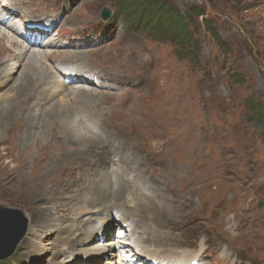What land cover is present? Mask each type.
<instances>
[{
    "label": "rangeland",
    "instance_id": "obj_1",
    "mask_svg": "<svg viewBox=\"0 0 264 264\" xmlns=\"http://www.w3.org/2000/svg\"><path fill=\"white\" fill-rule=\"evenodd\" d=\"M162 1L183 14L192 7L202 8L213 31L208 30L205 19H195L191 42L181 48L173 41L138 32L125 22L113 0H0L9 7L0 18L13 23L18 34L9 35L16 42L26 38L38 43L35 34L23 31L26 20L48 31L44 44L33 48L53 55L40 64L45 78L59 80L52 68L58 65L61 69L63 59L80 69L82 80L91 73L88 85L72 82L67 87L92 93L79 104L87 111L83 117H89L91 127L79 129L99 143L98 152L89 153L86 140L79 143L62 134L61 143L51 147L55 143L46 133L51 126H45L40 138L48 145L39 149L32 140L34 149L23 154L22 116L44 84L40 76L17 110L18 118L0 125V206L19 209L29 220L25 238L12 257L0 264L84 261V253L96 249L102 238L86 244L79 239L82 243L70 252L64 235L56 229L69 226L82 237L79 227L89 224L101 208L90 202L103 181L110 188L125 187L122 197L108 199L107 204L112 205L109 214L117 221L107 223V240L118 227L131 223L138 232L136 238L146 237L148 229L156 237L146 245L148 251L173 249L176 256H197L200 264H264V0ZM105 8L113 12L107 23L101 19ZM161 30L165 37L166 30ZM213 32L219 34L224 47ZM25 48H4L0 69L16 61L21 66L8 87L0 89V96L11 97L26 70L21 55L28 51ZM16 54L20 57L13 58ZM66 94L63 91L54 101ZM10 135L13 137L6 140ZM38 154H50V158L55 154V158L47 162L50 178L35 200L27 198V181L43 171L35 160ZM26 155L31 156L29 162L17 165V159ZM19 169L33 174L18 177ZM141 191L156 201L154 209H145ZM44 194L47 199L38 202ZM50 212L56 226L38 233L40 246L33 250L37 233L30 236L31 228L37 232L34 226H43L38 227ZM148 215L156 218L157 227L151 226ZM96 216L94 226L108 219L104 214ZM170 220L172 225L166 223ZM170 233L176 241L169 240ZM107 259L106 254L90 264H106Z\"/></svg>",
    "mask_w": 264,
    "mask_h": 264
},
{
    "label": "bare ground",
    "instance_id": "obj_2",
    "mask_svg": "<svg viewBox=\"0 0 264 264\" xmlns=\"http://www.w3.org/2000/svg\"><path fill=\"white\" fill-rule=\"evenodd\" d=\"M12 5L15 8H18L14 4H12ZM6 8H9L8 5H6V4L1 5L0 4V13L5 14L6 12H8L9 9H6ZM15 14L16 13H14V15ZM8 20L9 19H6V18H4V19L0 18V26H3L4 28H6V30L4 28H3L4 29L3 30L0 27V58L4 54V48L7 45H9V46L21 45V47L25 48V44H26L27 47L25 49H28V51L27 52L22 51L23 54H21V55L25 58V62H23V63L26 64V70L21 72L19 78L17 77L18 79L16 81L17 83L15 84L14 91L10 88V90H12L14 93L12 94V96L10 95L11 97H4V95L0 96V102L3 104V105L0 104V125H7L12 120L14 121L15 118H18L17 117L18 116L17 110H20V108H21L20 106H23L24 101L26 99L27 91H30L32 89L35 81H37L39 79V77L41 76L43 78L44 84H42L41 88L35 94L36 97L34 100V104H31V106L29 105V108H27V110L25 108L26 112L22 116L23 117V124L25 125V130H24L23 134H21L22 135L21 145L23 146L22 148L24 150L23 154H26L28 151L30 152V149L33 148V145L31 144L32 140H34V142L36 143L37 148H39L40 145L41 146H44L45 144L48 145L47 142L45 143L44 138H40L41 135L44 133V130L46 129L45 126H48V127L51 126L50 131L46 132L47 134L50 133L49 136L52 139V141L55 143V144L51 145V147L56 145V143H61L62 138H63L62 134H67L69 139H71V140L75 139L74 141H77L79 143L85 142V140H86L87 145H86L85 150H87V152H89V153L90 152L97 153L98 148H99V143H97V141L95 139H92L90 136H88L87 133H84L81 129H79L80 126L83 128L89 126V121H87L89 117H87V116L83 117L84 114L87 115V111L81 110V108L79 106L80 101L82 98L92 96V93L89 92L88 90H85V89L80 88V87L79 88L72 87L70 89H68V87H67V85L72 84V82L79 84V85H82V86L88 85L89 82L92 81L90 79V77H92L91 73H89L88 75H85L83 77L85 79L82 80L80 69L77 67H70L69 66V64H71L70 62H68V63L64 62V61H69V60L63 59L62 62L59 63V66L61 67V69L58 67V65H55L52 68L54 70L55 74L58 75L59 80H57L55 82H50L52 78L51 77L45 78V76L42 75L43 70H41L40 64H42V62L45 58L47 60V59H49L50 56H53V55H50L47 52H40V51L37 53L33 49L36 47L39 48L41 45L44 44V41L42 40L43 38L38 40L37 35H39V37L45 36L48 34V31L45 29V27H43L41 29H38V28L33 29V28L24 27L23 30H25L27 33H32V32L35 33V35H36L35 39L38 40V43L36 42V43L32 44L26 38H24V40H25L24 42L18 43V42H16L17 40L15 39L14 36L9 35V33L11 34L12 32L15 33V35H16L17 32H16L15 28L12 27L13 23H10ZM26 21L28 22V20H26ZM26 23H24V24H26ZM56 36H58V35H56ZM48 46L53 47V44L48 43ZM22 50H24V49H22ZM13 54H15V53H13ZM16 57L19 58L20 55L16 54V56L14 55L13 58H16ZM63 57L61 55V58H63ZM78 58H76L73 62L77 63L75 61ZM20 66H21V64H18V62L16 61L13 65H9V66L6 65V66H4V68H2V70L0 69V71H1V73H0V89L1 90L3 88H7L8 85L12 82V80L15 79L16 74H18V72H19L18 68ZM63 91H67V94H66L67 96L59 99L58 101H54L56 99V97L59 94H61ZM52 101H54V102L51 103ZM47 104H49V105L47 106V108L45 107L46 108L45 109L44 106H46ZM80 115H82L81 119L79 118V117H81ZM19 119H21V118H19ZM49 120H52V121L49 122ZM89 127H91V126H89ZM9 130H11V129L8 128L7 131H9ZM55 130L60 131V135L55 134ZM81 133L85 134L86 138H83L82 137L83 134H81ZM11 134H12V132H11ZM76 134H79L83 139L80 136H77ZM12 137L13 136L10 135L9 137H7L6 140L11 139ZM87 139H90V140L88 141ZM1 140L2 139H0V141ZM6 140H4V141H6ZM0 143L3 144V140ZM47 145L44 147V149L48 148ZM44 149H42V150H44ZM26 156H27V158L22 157V156H21V158H18L17 159L18 160L17 165L20 164L21 162H24V161L29 162V158L31 156H29V155H26ZM42 157H44L45 160H42L41 159ZM54 158H55V154H52L51 158H50V154H38V156L35 158L36 162H39V164H41L40 168H42L43 171L40 174L37 173V174H39V176L34 178L35 181H34L33 177H32V179L27 181V185L29 186V191H27V194H29V195L27 198L33 199V198H35V196H38V192H39L40 188H42V186H44L45 181L50 176V171H49L48 175L46 173L48 170H51L50 169V162ZM40 160H42L43 162L41 161L42 163H40ZM48 160H50V162L47 164ZM55 161H56V159H55ZM36 170L39 171L38 169H35L34 172H37ZM32 174H33V172L28 174V173H24V171L22 169H19L18 177H24L26 175L30 176ZM158 185H159V182H158ZM79 187H81V189L87 188L83 185H79ZM91 187H92V185H91ZM110 187L111 186L106 185L105 181H103V182H99V185L97 186L96 190H94V192H93V198L94 199L90 203H92V204L98 203V206H100L101 208H99L96 212H94V214L89 219V220H91V222H89V224H84V225H81L79 227V231H80V234L82 237H78L77 235H75L73 233L74 229L69 227V226L62 227L61 225H58L59 229H56V231L60 235H64L66 244L68 245V247H69L68 249L70 252L73 250V248H75L78 245V243L83 242L84 244H86V243L92 241L94 238H100V237L102 238V241H99L97 243V245H95L96 249H94L93 251H89L87 253H84L83 259H85V260L81 261L80 264H90L94 261H97L99 258H104V255H106V254L108 257V259L105 261L106 264H124L123 262L125 261L126 257L124 259H122L123 256H121V255L119 256V253H125L126 252V254H127L129 251H133V253H135L136 256L142 257V258L136 259L139 262L144 260L143 262L149 263V264L150 263H153V264H164V263L190 264L188 262H192L197 257V256H194L192 254H187V255H183V256L182 255L176 256L177 252L173 249H167V251H165V253H163L162 251H158V250L148 251L146 249V245L149 243V241H151V242L156 241V239H155L156 237H154L153 235L148 233V232H150V230L148 229L146 234H145L146 237L136 238V233H138V232L136 231L135 226H132L131 224H129L128 226H125L124 230H123V234H125V232H126L127 235L131 237V239L128 242L127 241L124 242V241H121L118 239L116 241L113 239L107 240L109 238L106 237V235L110 234V229H108L109 227H107V223L110 221V219L117 221V218L115 215H113L112 213L109 214L110 208H112V205L110 206L107 204L108 199H109V197L110 198L122 197V193H123L122 189L125 188V187L122 188L121 186H119L117 188H113V187L110 188ZM139 193H140V191H139ZM141 193L143 195V202H144L143 205L145 206V209L147 211H149L147 209L148 207H151L152 209H154L156 204H157L156 201H153V198H147V196L142 191H141ZM156 194H158V192H156ZM24 196L26 197V194ZM46 197H47V194H44L43 196L40 197V199L37 198L38 202H40L39 200H41L42 198L47 199ZM35 200H36V198H35ZM48 201H49V199H48ZM38 208L40 210L42 209V211H43V207H41V208L38 207ZM158 208H159V206H158ZM160 209H161V211L165 210L162 206H160ZM51 212H50V214H47L48 216L46 219L43 220L42 224L38 225V227H39L40 225L44 224L43 226H41L40 228H36L37 226L36 227L34 226V229L37 232H35L33 230V228H31L30 236H32V235L35 236V233H37V237L33 240L34 242L32 243L33 244L32 247L34 249L30 246V248H32L33 250L38 249V247L40 246V244H38V239H39L38 233H40V232L43 233L44 230L46 228H49L50 226H56L55 221L53 220L54 221L53 222L51 219V218H53ZM78 212H81V211H77V213ZM100 214H104L105 216H107L108 219L103 221V222L100 221L101 225L99 223H97V225L94 226V220H97L96 215H100ZM147 218L151 219V222H152L151 226L152 227H157V220L153 215H148ZM29 219H30L31 224L34 223L31 218H29ZM171 220H173V219H171ZM171 220L166 222V223L169 225H172L174 220H173V222ZM50 228H52V227H50ZM120 231H121V229H120ZM114 236L116 237V236H118V234H114L113 237ZM104 237H106V238H104ZM79 239H81L82 242H80ZM167 240H168V238H167ZM169 240L171 242L176 241L174 235L171 233L169 234ZM135 251H137V252H135ZM225 251L228 252V250H225ZM192 257H194V258H192ZM136 260L134 262H136Z\"/></svg>",
    "mask_w": 264,
    "mask_h": 264
},
{
    "label": "trees",
    "instance_id": "obj_3",
    "mask_svg": "<svg viewBox=\"0 0 264 264\" xmlns=\"http://www.w3.org/2000/svg\"><path fill=\"white\" fill-rule=\"evenodd\" d=\"M118 6L119 14L125 18V22L133 25L138 32L146 31L151 36L173 41L180 44L181 48H187L191 42V27L195 25V19H205L206 13L200 7L189 8L188 14L172 8L166 1L162 0H113ZM207 28L211 30L208 25ZM166 30L165 37L159 31ZM217 43L224 47L219 34L213 32ZM196 53V52H195ZM240 80V79H239ZM241 81V80H240Z\"/></svg>",
    "mask_w": 264,
    "mask_h": 264
},
{
    "label": "water",
    "instance_id": "obj_4",
    "mask_svg": "<svg viewBox=\"0 0 264 264\" xmlns=\"http://www.w3.org/2000/svg\"><path fill=\"white\" fill-rule=\"evenodd\" d=\"M112 17V11L106 8L102 20L107 22ZM29 220L19 209L0 206V261L12 257L17 247L28 232Z\"/></svg>",
    "mask_w": 264,
    "mask_h": 264
}]
</instances>
